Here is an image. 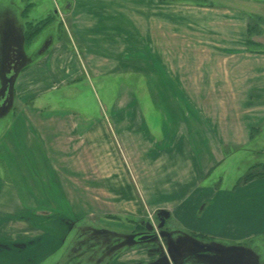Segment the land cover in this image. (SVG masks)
<instances>
[{
  "label": "crops",
  "instance_id": "1",
  "mask_svg": "<svg viewBox=\"0 0 264 264\" xmlns=\"http://www.w3.org/2000/svg\"><path fill=\"white\" fill-rule=\"evenodd\" d=\"M236 1L72 0L67 32L8 84L12 116L0 134V217L28 218L42 203L67 215L100 213L104 234L119 235L126 230L122 217L163 210L182 232L211 239L193 238L202 252L260 248L264 178L220 190V175L201 186L227 152L260 154L264 52L247 38L254 24L264 30V0L260 15ZM110 74L140 75L149 108L175 122L174 130L147 132L134 99L130 111L109 114L83 111L87 101L53 105V93L63 88L69 98H91L93 76L104 88ZM159 191L170 198L149 205ZM7 223L1 232L28 233ZM214 237L227 241L214 244ZM35 242L21 252L5 248L0 264L42 263L45 247ZM106 244L104 264H174L151 256L143 242L121 252L120 242Z\"/></svg>",
  "mask_w": 264,
  "mask_h": 264
},
{
  "label": "rangeland",
  "instance_id": "2",
  "mask_svg": "<svg viewBox=\"0 0 264 264\" xmlns=\"http://www.w3.org/2000/svg\"><path fill=\"white\" fill-rule=\"evenodd\" d=\"M188 1L228 4L235 0ZM71 2L72 0H0V134L8 127L12 116L8 110L10 95L8 84L11 83L19 69L33 65L52 41L63 37L67 32L69 22L67 14ZM236 2L242 8L260 15V0H239ZM251 2L254 6H250ZM255 4H258L256 5L258 8L255 7ZM40 23L44 25L40 26ZM249 38L254 45V50L262 49L264 52V30L260 32V24L250 27ZM139 76L137 74L107 75L104 78V88L99 83L100 79L93 76L94 93L91 98L88 94L69 98L64 95L65 89L63 88V91L58 90L53 93V105L70 106L74 103V106L77 107L80 101H87L88 105L83 106L85 108L83 111L109 114L123 109L128 111L133 106L129 105L128 101L134 99L146 117L144 129L147 132L150 130L159 131L161 128L173 131L175 122L170 120L163 122L160 115L154 111L155 108H149L148 89L138 87L140 85L138 79H142ZM55 96L58 98L55 99ZM65 97L73 100L68 101ZM151 111L155 112V114L152 113L154 115L152 118L149 116ZM259 141L260 154H256L252 150L248 151V149L233 154L227 152L226 160L211 172L210 179L204 178L201 186L205 187L211 180L221 175L222 182L219 189L229 190L235 183L237 186L242 184L236 181L247 172L249 167H253L252 172H260V178H264L263 131H260ZM14 179L18 180L17 177ZM28 180H32V178ZM22 192L24 191L22 190ZM169 198L166 191H159L151 198L149 205L151 202H163ZM207 205L212 206V202H208ZM62 212H59L58 208L54 206L47 204L43 207L42 203H38L36 208L30 209L28 218L4 219L0 217V230H3L1 224L10 220L12 223L7 224L14 225L16 228L24 229L25 226L28 228V233L0 231V252L5 248L21 252L26 249V245L35 244V241L38 240L45 247L47 256L40 264H45L49 260L51 261L47 264H104L106 242L111 246L120 242V252L123 251L124 245L127 251L126 248L130 245L136 246L143 242L145 244L140 245L146 247L151 256L152 254L153 257L165 255L170 257L174 264H264V235L260 236L258 245L260 248L252 246L251 249L250 246H247L227 255L223 249L216 251L210 249L207 252H202L203 246L198 247V244L192 242L198 240L209 242L211 239L202 237H198V240L193 239L196 237V233L182 232L174 224L172 217L166 219L165 215L167 214L161 210L149 213L142 218L122 217L121 223L124 224L126 230L119 232L122 233L119 235L111 232L104 234V216L100 213L76 216ZM149 229L151 230L148 231ZM144 235L150 236L147 239H140ZM214 240V244L219 245L227 241L217 237H214Z\"/></svg>",
  "mask_w": 264,
  "mask_h": 264
},
{
  "label": "trees",
  "instance_id": "3",
  "mask_svg": "<svg viewBox=\"0 0 264 264\" xmlns=\"http://www.w3.org/2000/svg\"><path fill=\"white\" fill-rule=\"evenodd\" d=\"M43 26V23H40V26ZM38 27V26H37ZM27 35V34H26ZM28 37V36H27ZM247 43L248 45L251 46L252 49H254V45L253 43L250 41L249 38H247ZM253 169V167H249L247 172H245L240 178H238L237 183H246L247 181L254 179L256 177H260V172H252L251 170ZM161 212H163L164 214H166L165 211L161 210ZM196 236L202 237V238H207L206 235H202V234H196Z\"/></svg>",
  "mask_w": 264,
  "mask_h": 264
},
{
  "label": "water",
  "instance_id": "4",
  "mask_svg": "<svg viewBox=\"0 0 264 264\" xmlns=\"http://www.w3.org/2000/svg\"><path fill=\"white\" fill-rule=\"evenodd\" d=\"M150 235H144L140 239H147Z\"/></svg>",
  "mask_w": 264,
  "mask_h": 264
},
{
  "label": "flooded vegetation",
  "instance_id": "5",
  "mask_svg": "<svg viewBox=\"0 0 264 264\" xmlns=\"http://www.w3.org/2000/svg\"><path fill=\"white\" fill-rule=\"evenodd\" d=\"M148 228H150V227H148ZM151 229H149L148 231H150ZM155 236V235H154ZM151 237H153V236H151Z\"/></svg>",
  "mask_w": 264,
  "mask_h": 264
}]
</instances>
